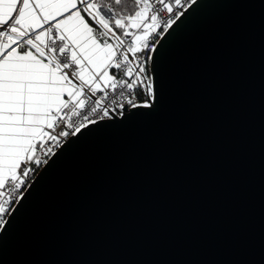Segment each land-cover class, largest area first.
<instances>
[{"label": "water", "instance_id": "1", "mask_svg": "<svg viewBox=\"0 0 264 264\" xmlns=\"http://www.w3.org/2000/svg\"><path fill=\"white\" fill-rule=\"evenodd\" d=\"M161 71L156 111L41 177L0 264H264V0H198Z\"/></svg>", "mask_w": 264, "mask_h": 264}, {"label": "snow or ice", "instance_id": "2", "mask_svg": "<svg viewBox=\"0 0 264 264\" xmlns=\"http://www.w3.org/2000/svg\"><path fill=\"white\" fill-rule=\"evenodd\" d=\"M197 4L0 0V232L74 145L157 110Z\"/></svg>", "mask_w": 264, "mask_h": 264}, {"label": "built area", "instance_id": "3", "mask_svg": "<svg viewBox=\"0 0 264 264\" xmlns=\"http://www.w3.org/2000/svg\"><path fill=\"white\" fill-rule=\"evenodd\" d=\"M7 218V217H6Z\"/></svg>", "mask_w": 264, "mask_h": 264}]
</instances>
